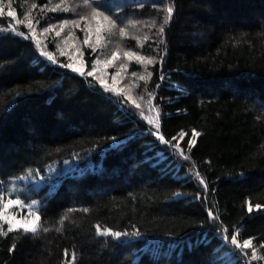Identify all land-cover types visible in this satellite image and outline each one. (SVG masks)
<instances>
[{
    "label": "trees",
    "instance_id": "trees-1",
    "mask_svg": "<svg viewBox=\"0 0 264 264\" xmlns=\"http://www.w3.org/2000/svg\"><path fill=\"white\" fill-rule=\"evenodd\" d=\"M168 1L152 83L165 142L97 79L0 30V186L79 160L53 189L19 194L39 200L35 230L0 218V264H248L221 229L264 260V0ZM161 9L131 0L120 12Z\"/></svg>",
    "mask_w": 264,
    "mask_h": 264
},
{
    "label": "rangeland",
    "instance_id": "rangeland-1",
    "mask_svg": "<svg viewBox=\"0 0 264 264\" xmlns=\"http://www.w3.org/2000/svg\"><path fill=\"white\" fill-rule=\"evenodd\" d=\"M123 1L0 0V15L6 16L8 20V25L0 30L31 38L48 62L97 79L109 94L133 109L165 142L161 135V112L152 83L154 64L160 60L158 53L162 52L160 45L164 41L165 24L173 7L168 0H160L164 17H126L120 12L122 4L128 5L131 0ZM116 15L120 16L121 22ZM87 50L91 59L89 65ZM169 145L175 158L190 160L187 151L178 145ZM77 168L79 160H69L62 166L48 167L45 174L32 173L12 182H4L0 186V218L9 221L14 228L35 230L39 222V200L24 201L19 194L25 189H37L46 182L53 189L59 175ZM101 232L120 240L135 239L133 235L125 233L110 230ZM218 234L248 264H264L251 239L239 241L230 238L225 229L218 230ZM228 254L223 255L228 260L235 259Z\"/></svg>",
    "mask_w": 264,
    "mask_h": 264
},
{
    "label": "bare ground",
    "instance_id": "bare-ground-1",
    "mask_svg": "<svg viewBox=\"0 0 264 264\" xmlns=\"http://www.w3.org/2000/svg\"><path fill=\"white\" fill-rule=\"evenodd\" d=\"M100 1V0H99ZM110 1V0H109ZM133 1V0H132ZM96 2V1H95ZM94 2V3H95ZM108 2V1H107ZM102 2H100V4H101ZM21 4V3H20ZM98 4V3H97ZM144 4V3H143ZM142 4V5H143ZM22 5V4H21ZM93 5H95V4H93ZM102 5V4H101ZM101 5H99V6H101ZM118 5H120V4H118ZM138 5H140V3L138 4ZM98 6V5H97ZM98 6V7H99ZM89 7H92L91 5L89 6ZM95 7V6H94ZM115 7H117V6H115ZM119 7V6H118ZM83 8V7H82ZM86 8H87V6H86ZM105 8V7H104ZM93 9V8H92ZM91 9V10H92ZM121 9V8H120ZM82 10V9H81ZM86 10V9H85ZM75 11H77V9L75 10ZM90 11V10H89ZM108 11H110V10H108ZM77 13V12H76ZM133 13V12H132ZM62 14V13H61ZM83 14H84V12H83ZM113 14V13H112ZM116 14H118V12H116ZM130 14V13H129ZM115 15V14H114ZM124 15V14H123ZM127 15V14H126ZM134 15V14H133ZM133 15H130V16H133ZM63 16V15H62ZM64 16H67V15H64ZM129 16V15H128ZM136 16V15H135ZM137 16H139V15H137ZM114 17V16H113ZM115 17H117V18H119L120 16L119 15H116ZM127 17V16H126ZM62 18H64V17H62ZM75 18H76V14H75ZM120 19V18H119ZM60 20H62V19H60ZM68 20V19H67ZM118 20V19H117ZM69 22V21H68ZM117 22H119V21H117ZM120 22H121V19H120ZM1 32V31H0ZM4 32V31H3ZM15 34V33H14ZM165 40H166V38H165ZM167 44V43H166ZM167 46V45H166ZM37 48V47H36ZM39 53V52H38ZM62 70V69H61ZM80 75V74H79ZM93 84V83H92ZM105 92V91H104ZM106 93V92H105ZM111 97V96H110ZM115 101H116V99H115ZM118 101V100H117ZM119 103V102H118ZM121 105V104H120ZM130 111V110H129ZM129 111H128V113H129ZM134 114V113H133ZM145 124V123H144ZM147 126V125H146ZM139 132V131H138ZM185 133V132H184ZM164 136V135H163ZM180 137V136H179ZM193 143V142H192ZM114 145V144H113ZM104 153V152H103ZM103 153H101V154H103ZM104 156V155H103ZM102 161V160H101ZM101 161H100V163H101ZM103 162V161H102ZM168 163V162H167ZM170 166V165H169ZM191 166V165H190ZM99 170V169H98ZM191 170V169H190ZM186 172V171H185ZM185 175V174H184ZM205 191V190H204ZM204 193V192H203ZM200 196H202V195H200ZM41 210V209H40ZM45 223V222H44ZM41 224V223H40ZM10 229V228H9ZM42 230V229H41ZM45 230H46V228H45ZM24 231V230H23ZM29 233V232H28ZM42 233V232H41ZM154 237H157V236H154ZM164 238H165V236H164ZM238 238V237H237ZM115 239V238H114ZM172 239V238H171ZM176 239V238H175ZM179 240V239H178ZM180 243V242H179ZM144 245H146V244H144ZM136 249V248H135ZM219 250V249H218ZM134 252V251H133ZM167 253V252H166ZM134 254H136L135 252H134ZM220 256V255H219ZM219 256H217V257H219ZM136 257V256H135ZM68 259V258H67ZM76 259V258H75ZM74 262V261H73ZM247 262V261H246ZM65 263V262H64ZM67 263V262H66ZM221 263H223V262H221ZM226 264V263H225Z\"/></svg>",
    "mask_w": 264,
    "mask_h": 264
}]
</instances>
